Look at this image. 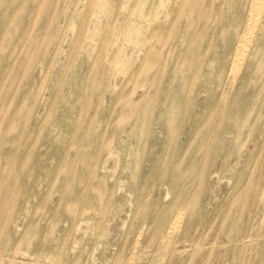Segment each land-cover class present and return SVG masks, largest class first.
Instances as JSON below:
<instances>
[{"label": "rangeland", "instance_id": "1", "mask_svg": "<svg viewBox=\"0 0 264 264\" xmlns=\"http://www.w3.org/2000/svg\"><path fill=\"white\" fill-rule=\"evenodd\" d=\"M241 1L0 0V193L10 201L0 230L25 240L13 252L3 235L2 264H35L29 244L41 248L81 213L75 202L55 211L69 183L97 185L107 200L128 186L138 212L124 225L99 206L94 243L66 228L45 264H69L68 253L96 264L93 251L100 258L106 246L112 264L126 229L150 223L161 203L197 196L202 205L234 183L256 142L218 130L224 117L231 128L236 120L217 99L240 81L218 87L248 20ZM256 247L225 264L257 262Z\"/></svg>", "mask_w": 264, "mask_h": 264}, {"label": "bare ground", "instance_id": "2", "mask_svg": "<svg viewBox=\"0 0 264 264\" xmlns=\"http://www.w3.org/2000/svg\"><path fill=\"white\" fill-rule=\"evenodd\" d=\"M241 2H244L243 8L247 7L248 20L244 22L243 30L239 28L232 38L228 76L220 74L218 87L221 88L229 78L233 83H237L239 78L240 81L232 96L222 94L217 101L222 116L233 114L236 117L232 128L226 126L224 121L229 117H224L218 130L233 134V139L244 144L250 140L256 141L246 152L245 168L236 175L234 183L225 192L221 188L214 194H207L202 205L197 196L173 199L169 204L161 203L160 210L153 215L150 223L146 225L148 220L145 218L139 221L137 227L126 229L123 241L113 254L112 264H225L229 253L239 248H242V252L250 251L255 245L262 252L261 256L257 262L249 259L245 264H264V0ZM19 11L28 16L33 9L28 11L27 6H22ZM222 181L223 178L218 176L217 183L221 184ZM152 192H155L153 200L158 205L160 187H153ZM97 193V185H87L81 181L77 186L69 183L55 210L70 207L74 202L79 205L81 213L71 214L63 221L70 222L66 227L68 231H73L78 225L81 235L93 243L97 234L92 227L101 222L97 213L99 206L113 211L111 221L126 217L124 225L138 212L137 204H132L134 202L128 197V186H120L116 192H112L110 200L104 197L99 199ZM9 203V196L4 197L0 193V214L6 213ZM56 226L52 225V228ZM66 228L60 234L53 233L48 241L42 243V249L34 243L29 244L28 252L35 256V264L47 262L44 259L59 248V243L66 237ZM8 230L10 233L3 234L0 230V244L4 243L2 237L5 235L6 246L12 248L13 252L18 251L17 248L25 240L21 239L22 236L12 235L13 228ZM18 233L23 235L24 229L18 230ZM70 241L77 245L73 237L68 238L67 242ZM97 249L92 256L95 263L100 264L107 259L109 247H104L101 260ZM216 253V258L212 260ZM68 254H65V262L77 264L78 254L73 257ZM38 257L44 259L39 260ZM2 259L0 253V264ZM105 262L107 264L109 260Z\"/></svg>", "mask_w": 264, "mask_h": 264}]
</instances>
